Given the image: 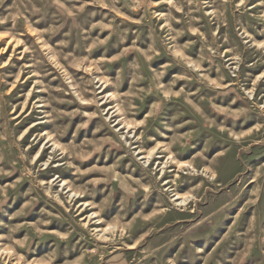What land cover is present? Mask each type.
I'll use <instances>...</instances> for the list:
<instances>
[{"label":"rangeland","instance_id":"1","mask_svg":"<svg viewBox=\"0 0 264 264\" xmlns=\"http://www.w3.org/2000/svg\"><path fill=\"white\" fill-rule=\"evenodd\" d=\"M0 264H264V0H0Z\"/></svg>","mask_w":264,"mask_h":264}]
</instances>
